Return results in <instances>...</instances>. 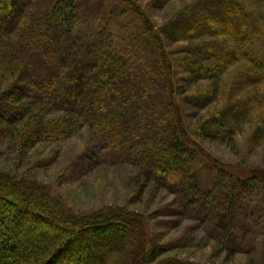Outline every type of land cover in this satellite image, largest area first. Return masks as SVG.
Instances as JSON below:
<instances>
[{
  "label": "trees",
  "instance_id": "obj_1",
  "mask_svg": "<svg viewBox=\"0 0 264 264\" xmlns=\"http://www.w3.org/2000/svg\"><path fill=\"white\" fill-rule=\"evenodd\" d=\"M67 2L0 0V69L20 83L1 95L8 101L0 99L1 136L23 154L42 141L63 140L87 127L100 151L124 150L145 182L178 196V215L191 214L187 217L203 223L213 242L230 251L228 256L253 255L264 263V172L222 165L200 148V141L230 143L251 111L264 109V95L251 98V107L231 104L230 97L218 107L216 81L209 87L216 105L190 127L176 95L187 83H198L182 79L178 90L174 77L180 70L172 59L176 53L169 51L179 43L176 52L191 59L201 50L206 63V53L219 42L224 52L215 71H183L209 81L213 72L243 63L252 67L253 86H264V64L245 46L254 34L241 21L243 16L247 21L248 9L234 1L201 0L190 16L184 10L159 28L132 0H107V13L95 21L84 13L86 4L76 13L77 5ZM227 4L240 14L238 26L205 9ZM117 11L125 21L117 19L120 28L114 35L110 26L117 16L112 22L108 17ZM215 21L221 29L213 28ZM193 24L200 29L188 28ZM210 36L209 43L201 39ZM118 60L128 64L118 67ZM93 74L99 80H92ZM51 111L62 115L46 119ZM161 159L168 168H161ZM7 174L0 173V264H193L168 257L176 247H151L139 213L114 207L79 217L45 187ZM256 187L263 191L257 199Z\"/></svg>",
  "mask_w": 264,
  "mask_h": 264
},
{
  "label": "rangeland",
  "instance_id": "obj_2",
  "mask_svg": "<svg viewBox=\"0 0 264 264\" xmlns=\"http://www.w3.org/2000/svg\"><path fill=\"white\" fill-rule=\"evenodd\" d=\"M132 1L144 11L147 20L151 21L155 27L160 28L182 14L184 10L189 9L187 13L184 12V15L190 16L201 0ZM226 1L241 3L248 9V15L245 12L247 21L244 20V16L241 21L246 24L245 31L254 34L251 36L249 45L245 44V46L247 50L252 49L264 64V0ZM67 3L70 6L77 5L76 13H82L86 4L89 11L85 8L84 13H87L92 21L107 13L105 12L107 0H68ZM63 5L64 3L61 2L59 6L62 8ZM209 6L205 9L212 10L216 19L226 21L229 26L239 25L240 14L228 4L223 7ZM116 13L108 17L109 20L112 18V22L117 16L116 21L114 20L110 26L112 27L110 32L114 35H118V28H120L117 19L125 21L124 18H119L122 16L119 11ZM216 23L215 21L213 28L221 29V25ZM93 24L99 26L95 22ZM190 27L200 29L196 24L190 25L188 28ZM208 28L206 26L205 29ZM201 39L209 43L213 40V36ZM217 45L219 46L212 45L214 50L206 53L207 56L209 54V60L206 63L201 60L203 56L201 50L198 51L195 58L187 59L188 56L183 53L178 54L179 51L176 52L177 50L174 49L182 46L181 44L176 43L169 46V51L172 50L171 52L176 53L172 59L178 62L177 71L180 70L174 77L178 90L184 85L182 79L192 78L198 83L195 84L193 81H191L192 84L187 83L186 90H180L176 95L184 119L190 127L198 122L200 116L216 105L214 93H211L209 89L210 85L216 81L219 84L218 107L222 101H226V97H230L231 104H238L232 102L239 101L242 102L241 106L248 104L251 107L249 104L251 98L257 100L261 94L264 95V86H253L252 67L243 63L235 65L225 73L213 72L214 77L209 81L197 80L188 72L183 71L188 67H191L196 73L211 69L215 71L213 69L217 66L216 61L224 52L222 44L218 42ZM217 48H221V51L216 50ZM226 53L232 55L233 51L228 49ZM213 54L216 59L215 57L211 58ZM196 58L197 60L191 62ZM214 60L215 63H213ZM124 61L127 65L128 62ZM124 61L118 60L116 65L121 67ZM53 64L56 67L60 65L57 61ZM132 65L134 63H130V67ZM92 80H99L97 74L92 75ZM133 81L138 82L135 78ZM12 85H20L18 78L10 76L0 69L1 102H8L6 97L2 98L1 95L10 93ZM59 115L62 114L51 111L46 113L45 117L47 119ZM248 121L237 130L233 138L230 139V143L214 144L200 141V148L222 165L237 167L246 172H264V109L258 108L251 111ZM98 145V140L93 132L84 127L68 138L56 142L42 141L34 147L26 148L21 154L20 150L10 147L8 139L1 136L0 130V173H8L15 180L25 179L45 187L52 197L59 200V204L65 210L79 217H87L94 211L114 207H123L141 214L146 220L147 231L145 232L147 236L149 235L151 247L165 249L176 247L173 252L167 254L170 258L174 257L193 264H264L253 255L242 256L234 253L228 256L229 250L226 251L213 242L212 232L203 223L194 218H188L187 215L191 214L178 215V212L181 211L178 196H173L167 190L145 182L140 170L126 160L124 150L120 152L100 151ZM154 156L158 158L159 154L155 153ZM160 162L161 168H168L162 159ZM206 172L205 169V176ZM256 189L255 192L253 191V195L257 199L259 196L261 197L263 191L260 187H256ZM256 209L252 206L253 212Z\"/></svg>",
  "mask_w": 264,
  "mask_h": 264
}]
</instances>
